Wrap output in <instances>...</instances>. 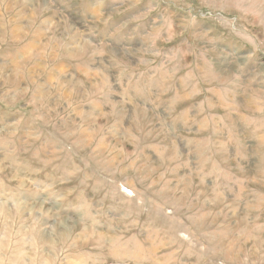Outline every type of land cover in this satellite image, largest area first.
Segmentation results:
<instances>
[{
  "label": "rangeland",
  "instance_id": "374dc122",
  "mask_svg": "<svg viewBox=\"0 0 264 264\" xmlns=\"http://www.w3.org/2000/svg\"><path fill=\"white\" fill-rule=\"evenodd\" d=\"M0 264H264V0H0Z\"/></svg>",
  "mask_w": 264,
  "mask_h": 264
}]
</instances>
